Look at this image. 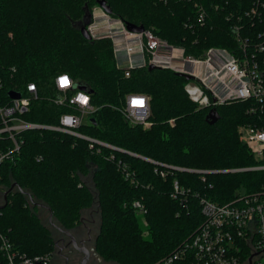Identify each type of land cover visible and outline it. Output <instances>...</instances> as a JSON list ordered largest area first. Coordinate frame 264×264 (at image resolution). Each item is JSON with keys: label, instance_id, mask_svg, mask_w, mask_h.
I'll return each mask as SVG.
<instances>
[{"label": "trees", "instance_id": "16d2710c", "mask_svg": "<svg viewBox=\"0 0 264 264\" xmlns=\"http://www.w3.org/2000/svg\"><path fill=\"white\" fill-rule=\"evenodd\" d=\"M105 1L112 17L143 26L195 57L211 47L236 51V25L245 26L243 33H264V10L257 22L242 17L256 0ZM98 2L0 0L2 102H11V91L25 95L27 85L34 83L38 97L21 117L57 126L61 115L76 113L54 103L55 79L68 74L75 89L87 88L94 108L91 119L96 122L77 131L118 149L96 144L92 149L88 141L60 132L25 131L18 136L19 153L0 166V187L6 191L16 183L35 202L49 206L55 222L67 229L79 223L98 195L95 247L100 257L113 264H162L200 228L201 198L228 203L237 189L252 190L264 179L262 172H231L255 165L239 136V127L248 125L252 114L247 103L223 105L217 107L219 123L211 126L206 122L209 110L189 98L184 78L147 68L133 69L126 77L117 68L111 39L88 41L78 29L85 12ZM136 93L149 98L150 127L131 124L123 113L127 96ZM150 161L181 171L162 178ZM175 182L185 192L176 199ZM137 202L144 213L134 208ZM40 211L16 191L0 213L1 232L16 252L29 258L54 251L52 232Z\"/></svg>", "mask_w": 264, "mask_h": 264}, {"label": "built area", "instance_id": "2783aa9c", "mask_svg": "<svg viewBox=\"0 0 264 264\" xmlns=\"http://www.w3.org/2000/svg\"><path fill=\"white\" fill-rule=\"evenodd\" d=\"M262 10L264 0H256L252 9L242 17L257 22ZM91 14L87 30L92 40L111 39L117 68L124 69L126 77H130L133 69L155 66L176 75L189 76L191 79L186 80L185 92L204 109L210 111L227 104L247 103L252 119L248 125L239 127V136L255 165L231 172L264 173V33H243L245 26L236 25L233 29L239 45L236 51L211 47L195 57L189 55L186 48L171 44L149 30L136 34L129 31L121 19L112 17L100 6ZM204 16L202 12L199 17L201 24ZM242 17H238L239 22ZM55 85L58 92L54 103L76 111L61 115L57 126L34 124L21 117L29 111L31 101L38 97L34 83L27 85L28 90L25 95L20 93V99H11L8 103L0 99V166L19 153L22 147L18 136L29 130L65 133L88 141L92 149L96 144L118 150L77 131L83 124L91 122L94 108L90 95L75 89L74 81L65 73L56 77ZM123 113L133 125H151L149 98L145 94H129ZM150 162L158 167L156 172L162 178L169 171H181V168ZM251 187L252 190L245 193L241 189L237 191L228 203L201 198L200 211L204 220L200 228L162 264H264V179ZM4 192L0 187V206ZM182 194L185 192L175 182L172 198H179ZM134 208L145 212L139 202L134 204ZM0 253L4 258L0 264H48L52 256L29 258L21 255L1 230Z\"/></svg>", "mask_w": 264, "mask_h": 264}, {"label": "flooded vegetation", "instance_id": "af4514ba", "mask_svg": "<svg viewBox=\"0 0 264 264\" xmlns=\"http://www.w3.org/2000/svg\"><path fill=\"white\" fill-rule=\"evenodd\" d=\"M99 208L93 207L83 211L79 223L70 229L63 228L58 222L52 224L47 220L54 242L58 243L48 264H82L88 251L87 264H113L105 262L96 251L95 242L100 228ZM82 219V221H81ZM70 234H69V233Z\"/></svg>", "mask_w": 264, "mask_h": 264}, {"label": "water", "instance_id": "95a60500", "mask_svg": "<svg viewBox=\"0 0 264 264\" xmlns=\"http://www.w3.org/2000/svg\"><path fill=\"white\" fill-rule=\"evenodd\" d=\"M99 6L105 11L107 12L108 14H111V9L109 6H107L106 4V1L105 0H99ZM91 17H92V14L91 13H88L86 16H85V20L83 22V24L78 28L81 32V35L83 36L84 39L88 40V41H92V36H90L91 34H89L88 30H87V26L88 24L91 22ZM127 26V29L131 32H134L135 34L136 33H141V32H144L145 28L143 26H136L133 25V24H126ZM148 70L151 72V71H155L157 70V68L155 66H150L148 68ZM178 77H181V78H184L185 80H190L191 78L189 76H183L181 74H177ZM78 89H80L81 91H84V92H87V88L84 87V86H79ZM9 97L14 100V99H20L21 98V94L18 93V92H15V91H11L9 92ZM221 119V116L218 112L217 109H213V110H210L209 113L207 114L206 116V122L213 126L215 125L216 123H219ZM91 122L92 123H95L96 121L94 119H91ZM16 191H19L21 194L25 195V196H28L33 204V206L37 207V208H43V209H46L48 212H49V221L54 224V215L52 213V210L51 208H49V206H47L46 204H41V203H38V202H35V200L33 199V197L31 196V194L29 192H26L25 190L21 189L16 183H13L3 194V204L0 206V211L4 210L6 208V206L8 205V197L9 195L13 193H15ZM98 198V195L95 196V200L93 202V206L96 202ZM92 206V207H93ZM100 207V205H99ZM82 221V219H81ZM69 233V232H68ZM70 234V233H69ZM58 246V243L57 242H54V250L57 248ZM85 252V258L83 259L82 261V264H87V261L89 259V253L88 251H83ZM100 259L102 260V258L100 257Z\"/></svg>", "mask_w": 264, "mask_h": 264}, {"label": "rangeland", "instance_id": "374dc122", "mask_svg": "<svg viewBox=\"0 0 264 264\" xmlns=\"http://www.w3.org/2000/svg\"><path fill=\"white\" fill-rule=\"evenodd\" d=\"M95 8H97V7H94V8H92L91 10L90 9H88L86 12H85V15H84V17H83V19L81 20L82 22H84V20H85V16L88 14V13H91ZM171 122H174V119H172L171 120ZM89 186L92 188V190L94 191L95 189H94V187H93V185L91 184V182L89 181ZM240 189L242 190V192L243 193H245L248 189L244 186L243 188H239V189H237V191H240ZM42 209V210H41ZM38 210L40 211V217L43 219V221H44V223L45 224H47L46 222H47V216H48V214H47V212L46 211H44L43 210V208H38ZM55 221V220H54ZM48 225V224H47Z\"/></svg>", "mask_w": 264, "mask_h": 264}]
</instances>
